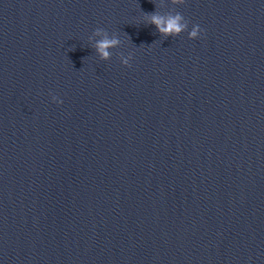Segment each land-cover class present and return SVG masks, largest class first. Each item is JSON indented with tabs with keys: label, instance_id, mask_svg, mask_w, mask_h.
<instances>
[{
	"label": "water",
	"instance_id": "obj_1",
	"mask_svg": "<svg viewBox=\"0 0 264 264\" xmlns=\"http://www.w3.org/2000/svg\"><path fill=\"white\" fill-rule=\"evenodd\" d=\"M0 264H264V0H0Z\"/></svg>",
	"mask_w": 264,
	"mask_h": 264
},
{
	"label": "clouds",
	"instance_id": "obj_2",
	"mask_svg": "<svg viewBox=\"0 0 264 264\" xmlns=\"http://www.w3.org/2000/svg\"><path fill=\"white\" fill-rule=\"evenodd\" d=\"M178 3H183L184 0H177ZM151 23H153L161 34L165 36H178L184 31L188 30V24L184 21L181 15L169 16L167 18L153 14L151 16ZM100 35L101 33H97ZM201 28L199 25H193L191 31L189 32V37L192 40H197L200 38ZM120 41L114 38H108L106 35L103 39L99 40L96 44V49L98 54L105 60L111 57V49L118 46ZM125 66H129V61H124ZM52 99L58 104H62L63 101L53 95Z\"/></svg>",
	"mask_w": 264,
	"mask_h": 264
}]
</instances>
